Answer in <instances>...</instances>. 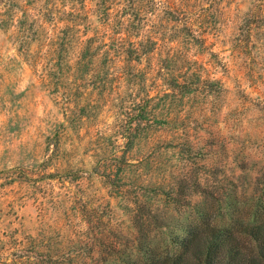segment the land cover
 Here are the masks:
<instances>
[{"label":"clouds","instance_id":"clouds-1","mask_svg":"<svg viewBox=\"0 0 264 264\" xmlns=\"http://www.w3.org/2000/svg\"><path fill=\"white\" fill-rule=\"evenodd\" d=\"M261 203L264 0H0V264H264Z\"/></svg>","mask_w":264,"mask_h":264},{"label":"trees","instance_id":"trees-1","mask_svg":"<svg viewBox=\"0 0 264 264\" xmlns=\"http://www.w3.org/2000/svg\"><path fill=\"white\" fill-rule=\"evenodd\" d=\"M252 214L254 225L250 226L247 229H241L238 224L234 221L232 222L233 230L238 232L240 239L245 245L244 252L245 256L253 255L251 249V240L255 238L261 242L262 248V258H264V203H261L258 207H254L249 210ZM147 223H152L150 219L144 221V225L148 226ZM156 243V250L147 248L144 244L142 234L140 231H137V236L135 238L134 245L132 249H129V254L125 258H120L116 261V264H171V257L177 255L180 252V249L176 247L178 243H181L179 237L177 236L171 242L161 239L159 234L154 236ZM231 240L230 233L215 235L212 239L208 238L207 229H203L201 232V242L198 243L195 251L196 255L203 260L205 254L209 258V264L221 248L229 243ZM185 247L189 243L188 240L182 242ZM132 256H135L136 259L132 260ZM159 257V259L157 258ZM237 253L235 249H232V258L233 261L236 260ZM257 264H260V260H257Z\"/></svg>","mask_w":264,"mask_h":264},{"label":"rangeland","instance_id":"rangeland-1","mask_svg":"<svg viewBox=\"0 0 264 264\" xmlns=\"http://www.w3.org/2000/svg\"><path fill=\"white\" fill-rule=\"evenodd\" d=\"M148 226H150L152 223H147ZM137 236V232L129 237H126L122 241L118 243V247L121 249H125L127 252V255L129 254V249H132V246L134 245L135 238ZM127 255L122 256L121 258H125ZM120 262V260H117Z\"/></svg>","mask_w":264,"mask_h":264}]
</instances>
